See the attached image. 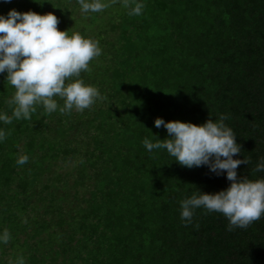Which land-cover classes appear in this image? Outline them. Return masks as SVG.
<instances>
[{
	"label": "trees",
	"instance_id": "obj_1",
	"mask_svg": "<svg viewBox=\"0 0 264 264\" xmlns=\"http://www.w3.org/2000/svg\"><path fill=\"white\" fill-rule=\"evenodd\" d=\"M105 2L82 13L77 0H0V14L53 13L58 30L101 48L73 78L98 89L90 108L37 105L0 122V264H264V215L231 231L202 208L181 222L179 201L227 188L224 174L143 146L168 136L158 117L200 125L223 113L241 146L233 158L248 159L238 177L264 178V0H142L139 15ZM14 91L0 73L8 115Z\"/></svg>",
	"mask_w": 264,
	"mask_h": 264
},
{
	"label": "clouds",
	"instance_id": "obj_2",
	"mask_svg": "<svg viewBox=\"0 0 264 264\" xmlns=\"http://www.w3.org/2000/svg\"><path fill=\"white\" fill-rule=\"evenodd\" d=\"M119 2L128 15H139L144 7L142 0ZM77 3L82 13L100 12L109 6L105 0H77ZM57 24L58 18L53 13L11 9L6 15L0 14V73H6V81L15 89L9 101L13 105L11 115L0 111V122L30 119L37 105H42L46 113L83 111L100 97L96 87L82 79H73L101 54L98 41L78 32L69 35V30H58ZM56 97L63 101L62 105ZM227 118L221 113L217 119L197 125L179 120L166 122L158 117L154 126H163L168 136L154 143L147 137L143 139L148 151L165 149L181 166L206 165L209 171L217 176L224 174L230 181L227 188L218 192L198 190L180 200V218L185 225L192 223L197 208L221 213L228 221V231L247 228L264 215V178L238 177L237 167L248 164V159L233 158L241 152V146L236 142L234 130L224 123ZM4 139L5 131L0 128V142ZM27 160V155H20L16 164ZM255 170L264 171V157L259 159ZM9 239L7 229L0 231V243L6 244ZM15 264H25L23 257H17Z\"/></svg>",
	"mask_w": 264,
	"mask_h": 264
}]
</instances>
